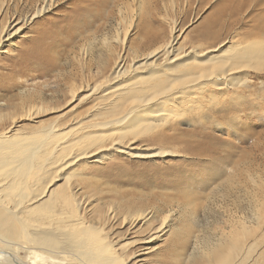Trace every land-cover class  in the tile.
<instances>
[{"label":"rangeland","instance_id":"obj_1","mask_svg":"<svg viewBox=\"0 0 264 264\" xmlns=\"http://www.w3.org/2000/svg\"><path fill=\"white\" fill-rule=\"evenodd\" d=\"M100 1L0 0V28L12 20L23 25L13 44L0 52V130L9 128L18 138L40 137L44 127L66 122L61 129L72 134V126L88 121L96 110L95 94L80 91L72 98L69 93L72 83L81 86L83 71H92V86L101 85L106 61L122 51L131 69L135 56L143 58L157 48L153 38L161 42L170 37L173 21L182 29L179 45L183 50L190 51L199 43L203 49L209 47L196 41L221 0L200 5L195 0L188 8L178 0L181 5L175 9L170 0H143L138 13L137 4L129 0L123 15L116 4L109 2L103 9ZM47 3L51 6L43 15L28 20L37 5ZM112 8V14L108 13ZM125 35L127 50L118 43ZM41 54L52 57L40 61ZM236 74L242 79L235 92L227 90L225 98L210 104L211 108L208 105L169 123L168 134L180 141L166 148L177 151V157L137 159L116 154L67 170L71 173L78 167L77 171L99 185L90 191L92 196L100 192L94 202L99 210L110 207L120 217L128 211L150 212L159 218L172 213L166 236L136 247L133 241L146 236L147 225L129 230L120 219L101 224L100 236L108 238L130 264H202L210 260L212 249L222 246L221 237L233 229L235 219L256 212L264 217V72ZM210 92L205 94L206 103ZM237 95L242 96L238 102ZM150 137L133 140L132 148L158 150L160 146ZM74 138L77 134L69 140ZM137 248L139 253L133 254ZM20 255L25 259V253ZM30 256L28 264L34 261Z\"/></svg>","mask_w":264,"mask_h":264},{"label":"bare ground","instance_id":"obj_2","mask_svg":"<svg viewBox=\"0 0 264 264\" xmlns=\"http://www.w3.org/2000/svg\"><path fill=\"white\" fill-rule=\"evenodd\" d=\"M132 1L137 4V13L143 9V0ZM206 1L199 0V5ZM109 2L123 15L129 0H101L99 5L105 8ZM177 2L170 0L173 9ZM179 2L188 8L195 0ZM49 6L37 5L28 20L43 15ZM109 12L112 14L113 8ZM7 24L0 28V52L12 45L23 29L18 20ZM169 29L170 37L161 42L153 38L157 48L143 58L135 56L131 69H127L123 51L117 52L107 58L109 66L101 70V85H91V70L89 74L83 71L81 86L70 83L72 98L80 91L97 96L96 110L88 121L75 123L72 134L61 129L66 122L44 127L40 137L18 138L9 128L0 130V264H28V255L34 260L32 264H130L108 238L100 236L102 225L119 219L129 230L147 225L148 233L136 238L133 247L153 244L166 236L171 212L159 218L150 212L128 211L120 217L113 208L99 210L94 202L100 192L90 195L99 185L77 171L78 167L71 173L67 170L116 154L137 159L177 157V151L166 148L168 143L180 141L167 131L175 117L210 107L225 98L227 90L235 92L242 79L237 72H264V0H221L196 41L208 43L205 49L199 43L190 51L183 50L178 21ZM125 36L118 43L127 50ZM51 57L41 54L38 58L44 61ZM209 91L212 95L206 103ZM63 99L67 100L66 96ZM234 99L238 102L242 96ZM76 134L77 138L69 140ZM150 135L148 139L160 146L158 150L132 148L133 140ZM263 219L257 212L235 219L233 229L221 237L222 246L212 249V257L202 264H264ZM137 249L133 254L139 253ZM21 253L26 254L25 259Z\"/></svg>","mask_w":264,"mask_h":264}]
</instances>
